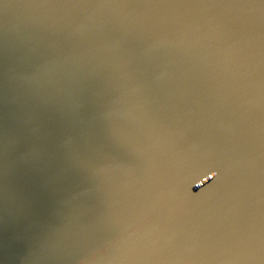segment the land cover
Instances as JSON below:
<instances>
[{
    "label": "water",
    "instance_id": "1",
    "mask_svg": "<svg viewBox=\"0 0 264 264\" xmlns=\"http://www.w3.org/2000/svg\"><path fill=\"white\" fill-rule=\"evenodd\" d=\"M0 264H264V0H0Z\"/></svg>",
    "mask_w": 264,
    "mask_h": 264
},
{
    "label": "clouds",
    "instance_id": "2",
    "mask_svg": "<svg viewBox=\"0 0 264 264\" xmlns=\"http://www.w3.org/2000/svg\"><path fill=\"white\" fill-rule=\"evenodd\" d=\"M216 175H217L216 172H212V173L210 174V176H208V177H209V179H212V178H214ZM206 180H208V179H206ZM206 180H203V183H200V184H204V183L206 182Z\"/></svg>",
    "mask_w": 264,
    "mask_h": 264
}]
</instances>
